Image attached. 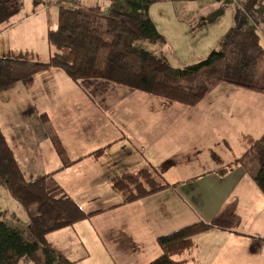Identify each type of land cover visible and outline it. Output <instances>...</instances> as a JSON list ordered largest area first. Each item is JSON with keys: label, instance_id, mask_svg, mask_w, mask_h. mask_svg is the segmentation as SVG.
Instances as JSON below:
<instances>
[{"label": "crops", "instance_id": "1", "mask_svg": "<svg viewBox=\"0 0 264 264\" xmlns=\"http://www.w3.org/2000/svg\"><path fill=\"white\" fill-rule=\"evenodd\" d=\"M57 1L24 0L21 12L0 33V55L14 51L50 57L48 32L59 24ZM175 18L177 23H173L180 30L183 16L178 13ZM205 47L203 55L212 50ZM161 55L175 65L169 56ZM226 83L230 82H217L199 103L186 106L105 79L76 82L63 69L52 68L39 72L31 85L18 82L0 92V126L26 177L51 175L91 213L74 225L48 233L53 247L76 264H117L106 255L130 252L136 260L131 264H146L161 254L158 236L202 221L211 228L196 235V246L177 260L264 264V194L253 180L259 163L240 161L264 128L251 126L255 122L248 112L236 105L238 96L247 95L245 89L232 94L219 91L224 100L212 99L216 90L228 88ZM253 89L249 92L261 98L252 102L261 105L258 113L263 114L264 95ZM176 112L180 120L169 123ZM155 116L163 119V141L175 145L169 156L156 160L148 154ZM50 128L60 139L69 164L59 154ZM99 149L103 152L94 154ZM143 168L155 169L169 185L125 202L124 195L113 188L112 178ZM103 190L117 193L120 200L90 196ZM0 211L2 218L9 217L6 210L0 207ZM16 226L26 234L27 226Z\"/></svg>", "mask_w": 264, "mask_h": 264}, {"label": "trees", "instance_id": "2", "mask_svg": "<svg viewBox=\"0 0 264 264\" xmlns=\"http://www.w3.org/2000/svg\"><path fill=\"white\" fill-rule=\"evenodd\" d=\"M161 0H115L108 7L84 6L79 0H59V24L48 32L51 56L10 51L0 55V92L21 82L33 84L41 71L61 68L76 82L87 78L105 79L186 106L199 103L219 81L255 88L258 66L264 61L261 32L253 19L264 0H245V10L237 8L236 24L220 40L219 48L194 64L174 67L165 56L138 45V41L158 43L163 36L149 16L150 6ZM193 1V0H171ZM24 0H0V33L21 12ZM198 81V85L196 84ZM49 124L46 114L42 115ZM51 130V128H50ZM59 154L66 151L51 130ZM99 149L94 154L102 153ZM244 165L259 163L253 176L264 194V133L240 159ZM113 188L130 202L147 196L167 184L153 168L136 173L123 172L112 178ZM0 185H5L30 216L37 241L26 238L4 220L0 211V264H76L48 241L47 234L86 219L85 212L51 177L29 179L22 171L0 126ZM211 226L202 221L188 224L157 237L161 254L146 264H186L176 257L191 251L195 236Z\"/></svg>", "mask_w": 264, "mask_h": 264}, {"label": "rangeland", "instance_id": "3", "mask_svg": "<svg viewBox=\"0 0 264 264\" xmlns=\"http://www.w3.org/2000/svg\"><path fill=\"white\" fill-rule=\"evenodd\" d=\"M112 2L113 1L109 0H80L82 5H94L101 7H104L107 4L109 5ZM258 7L259 10L254 13L253 19L262 34L261 43L264 47V2ZM236 11L237 5L232 3L230 0H196L185 2L161 0L155 2L149 8V16L156 24L158 31L163 36V41L165 39L166 43L161 41L158 42L159 44L154 45L149 41H138V45L149 51H155L159 55L165 54L167 57L169 56L168 59H170L172 64H175L173 65L174 67H184L197 63L208 56V53L203 55L204 48H206L205 46H211L212 50L219 48L221 38L231 27L236 24ZM178 13L183 16L182 20H184V24H179L181 26L180 30L177 27L178 25L173 23V21L177 23L178 18L175 17L178 15ZM191 26H193V28H198L192 30ZM45 50V53H47L49 50L48 46H46ZM39 58L42 61H48L50 59L47 54L45 57H43V55L42 57L39 55ZM199 82L200 81H198L196 84L198 85ZM225 85H229L227 86L228 88L221 87L220 89L216 90L214 97H210H212L214 100H218L219 102L224 100V97L221 98L220 96H225L224 93L221 95L219 91L228 92L230 94L231 92L236 93L238 89H245L248 92L247 95L238 96L236 105L239 106L240 110H244V112L246 110V113L248 112L247 115H250L249 119L255 122L251 123V126H263L262 128H264V113H258L261 109V105L252 102L255 100V98L261 97L257 96L256 94H251L252 92H249L251 91V88L249 89L244 86L230 83H226ZM253 90H255V93L264 95V61L259 62L258 79ZM234 95L236 96V94ZM207 99H209V97ZM206 101L205 103H207ZM249 103H252V105H250L251 107L249 106ZM250 111H254V113H250ZM238 115L241 116V114ZM170 116L171 120H169V123H177L180 120L178 117L179 113L177 112L175 115L172 116L171 114ZM162 120L163 119L158 116H155L153 119L154 130L152 134L154 141L148 154H151V158L155 160L160 157L164 158V156H169L167 154L170 148L175 146L173 144L171 147L172 143L169 144L168 141H163L161 138ZM257 164L258 162H255L254 165ZM98 195H101L105 198L111 197L114 200H120V196L117 193L113 194L106 192L105 190L96 194H90V196L95 197ZM0 207L9 213V217H5L3 219H5L7 222H10L13 227H17L16 224L27 226L25 236L27 239L34 241V237L28 228V225L30 224V217L28 216V213L24 210L21 204L10 195L5 185H0ZM12 215L15 219L11 218ZM132 253L133 252H130L129 255L124 256L114 253L110 256L106 255V259H108V261L111 260V263L117 262V264H131L132 262L136 261Z\"/></svg>", "mask_w": 264, "mask_h": 264}, {"label": "built area", "instance_id": "4", "mask_svg": "<svg viewBox=\"0 0 264 264\" xmlns=\"http://www.w3.org/2000/svg\"><path fill=\"white\" fill-rule=\"evenodd\" d=\"M65 1H76V0H65ZM232 3L237 5V8L242 12L245 10V0H230Z\"/></svg>", "mask_w": 264, "mask_h": 264}]
</instances>
